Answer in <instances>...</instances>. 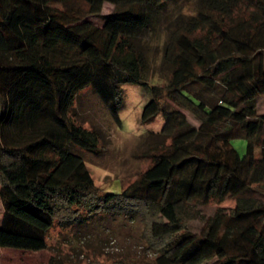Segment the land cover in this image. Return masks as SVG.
<instances>
[{"label": "trees", "instance_id": "1", "mask_svg": "<svg viewBox=\"0 0 264 264\" xmlns=\"http://www.w3.org/2000/svg\"><path fill=\"white\" fill-rule=\"evenodd\" d=\"M176 2L0 0V245L37 249L55 225L109 213L143 222L154 254L141 264H264V0H195L170 21L163 82L140 115L163 124L121 191L102 192L81 154L97 152L100 131L70 116L77 95L92 89L120 124L121 85L147 84L142 41Z\"/></svg>", "mask_w": 264, "mask_h": 264}, {"label": "rangeland", "instance_id": "2", "mask_svg": "<svg viewBox=\"0 0 264 264\" xmlns=\"http://www.w3.org/2000/svg\"><path fill=\"white\" fill-rule=\"evenodd\" d=\"M195 0H177L172 9L155 20L151 33L142 41V48L148 61L146 85L127 82L122 86V101L119 108L120 124L116 123L105 104L89 87L81 90L70 110V116L89 128L100 131L97 152L81 150L86 167L94 183L102 192H119L151 162L145 155L144 140L149 131L160 130L163 124L161 114L152 120L142 122L140 115L150 97V86L161 84L166 66L161 59V47L168 34V27L178 12L189 13ZM113 8L106 2L103 12ZM100 24V17H90ZM102 43V41H101ZM258 112L264 113V99L258 101ZM188 119L197 124V119L185 110ZM240 154L246 150L244 138L232 139ZM255 165H262L260 148H254ZM234 205L233 198L203 207L208 214L217 206L228 209ZM2 204L0 199V220ZM191 227L201 231V220H192ZM142 221L127 215L104 214L71 226L55 225L47 233L46 245L37 249L0 245V264H47L54 255L64 264H100L120 262L141 264L154 254L145 240Z\"/></svg>", "mask_w": 264, "mask_h": 264}]
</instances>
